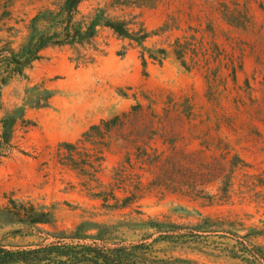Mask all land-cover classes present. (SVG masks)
I'll return each mask as SVG.
<instances>
[{
    "label": "rangeland",
    "instance_id": "1",
    "mask_svg": "<svg viewBox=\"0 0 264 264\" xmlns=\"http://www.w3.org/2000/svg\"><path fill=\"white\" fill-rule=\"evenodd\" d=\"M54 1L0 0V14L11 13L0 19V39L17 46L31 17ZM79 8L78 20L104 10L133 21V30L143 22L151 35L139 44L100 25L96 49L80 48L93 61H79L69 45L48 47L3 87L0 207L12 197L48 208L56 223L39 224L45 231L83 220L117 225L127 242L158 236L140 221H165L200 237L185 246L161 241L159 257L264 264V0H84ZM45 90L53 92L49 104L35 107ZM19 107L24 117L2 143L1 120L19 116ZM114 117L106 137L91 129ZM63 141L101 151V169L62 163ZM103 197L119 206H104ZM52 240L21 223L0 224L10 249Z\"/></svg>",
    "mask_w": 264,
    "mask_h": 264
},
{
    "label": "trees",
    "instance_id": "2",
    "mask_svg": "<svg viewBox=\"0 0 264 264\" xmlns=\"http://www.w3.org/2000/svg\"><path fill=\"white\" fill-rule=\"evenodd\" d=\"M84 0H56L51 7L39 10L31 17L27 31L22 41L15 46L11 40L0 39V104L2 89L13 78L25 75L26 70L42 57V52L48 47L65 46L76 49L77 59L82 62L93 61L94 58L83 53L80 48H94V39L100 25L111 28L118 36L129 38L142 44L151 35L143 22L138 30H133L130 25L133 21L120 18L104 16V10H99L94 17L88 21L78 20L80 4ZM11 17L8 10L0 14V19ZM229 18V17H228ZM231 23L232 20L229 19ZM4 29L0 26V30ZM8 31L14 30V26L5 27ZM163 56L167 50H159ZM150 58L156 57L150 53ZM143 63H147L145 55H142ZM185 64V63H184ZM46 96L40 99L35 107H45L53 95L52 91L45 90ZM20 115L6 114L2 120L1 139L2 143H9L13 128L18 118L24 117L25 108H17ZM117 117L102 120V124L92 125L91 129H99L100 138L106 137L114 126ZM105 126V130L101 129ZM87 141L89 130L83 133ZM59 149L65 151L60 153L61 161L71 167L87 172V166L94 172H98L105 160L101 151L97 153H83L78 150L77 142L63 141ZM88 155V156H87ZM91 157L93 159L91 160ZM98 195H103L98 193ZM104 196V195H103ZM104 198V206L118 207L119 200L114 204H108ZM128 197L122 200L126 204ZM210 218L203 219V222ZM21 223L28 229L44 232L53 238L48 243L38 244L31 248L10 249L0 243V264H198L195 259L189 257H159L156 249L158 243L165 242L176 246H185L197 242L199 233L177 232L178 225L165 221L150 219L142 220L139 226L154 230L158 233L151 241L144 237L138 241L127 242L120 237L117 225L102 223L93 220H83L71 229H58L45 231L38 227L39 224H55L56 217L53 211L44 206H36L34 203L17 201L9 197L8 203L0 207V224ZM196 228L204 229L201 224ZM146 236V234H145Z\"/></svg>",
    "mask_w": 264,
    "mask_h": 264
}]
</instances>
